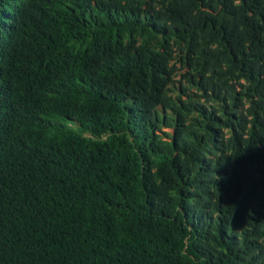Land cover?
<instances>
[{
  "label": "trees",
  "instance_id": "obj_1",
  "mask_svg": "<svg viewBox=\"0 0 264 264\" xmlns=\"http://www.w3.org/2000/svg\"><path fill=\"white\" fill-rule=\"evenodd\" d=\"M0 264H264V0H0Z\"/></svg>",
  "mask_w": 264,
  "mask_h": 264
},
{
  "label": "rangeland",
  "instance_id": "obj_2",
  "mask_svg": "<svg viewBox=\"0 0 264 264\" xmlns=\"http://www.w3.org/2000/svg\"><path fill=\"white\" fill-rule=\"evenodd\" d=\"M177 65H178V67H180V63H177ZM186 71V68H181V69H179L178 71H177V74H175V76H174V86L178 89L179 87H180V83H179V79H181L182 78V76H181V73H184ZM183 84H184V82H183ZM190 91H195V89H190Z\"/></svg>",
  "mask_w": 264,
  "mask_h": 264
}]
</instances>
